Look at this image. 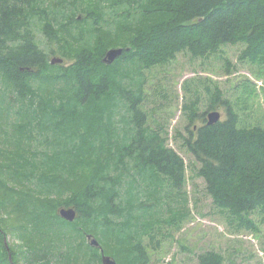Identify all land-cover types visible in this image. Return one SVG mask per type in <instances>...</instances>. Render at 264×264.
<instances>
[{"label": "trees", "instance_id": "16d2710c", "mask_svg": "<svg viewBox=\"0 0 264 264\" xmlns=\"http://www.w3.org/2000/svg\"><path fill=\"white\" fill-rule=\"evenodd\" d=\"M115 3L126 8L136 4L129 6L133 14L129 15L131 10H128L121 17L126 26L144 18L149 19V24L141 23L123 47V55L112 64L103 60L108 51L103 48V42L89 41L72 65L58 74L47 73V83L71 86L60 96L64 99L50 109L45 100L40 99L38 103L31 91L32 81L42 79L47 65L46 53L36 43L31 28L32 17L40 14L38 2L0 0V78L19 95L18 102L22 105V100L30 102L23 106L24 117L15 122L17 153H7L1 167L10 174L9 181L23 190H31L27 195V200H34L31 204L47 199L54 188L53 183L38 175L42 156L55 150L65 156L74 150L86 137L82 128L85 115L100 118L104 112V118L108 110L110 118L113 110L124 102L134 130L125 137L116 132L120 148L107 173L97 172L83 186L81 197L76 194L75 198L65 200L62 206L77 207L78 217L74 222L58 214L54 201H43L37 210L31 209L36 211V220L33 226L28 221L26 249L18 255L7 245V231L0 221V264H19V259L24 264H52L54 252L59 253L63 264H97L99 260L102 264V244L115 242L111 234L114 240H120L116 245H133L134 264H147L148 255L142 243L137 242V229L142 217L149 214V195L162 188L161 175L169 179L172 187L181 189L185 184L186 164L159 131L148 132L147 113L139 93L115 87L113 73L105 72V68L113 69L121 61L134 63L138 67L135 70L151 68L175 58L181 51L204 57L218 53L224 45L240 43L246 45L241 58L264 65V0H111V8ZM49 28L46 26L47 34L52 37ZM118 70L123 72L124 68ZM77 121H81V128L77 125L73 128ZM34 122L40 132H51L52 140L59 147L52 146L50 153L43 149L41 154L33 152L34 145L29 150L28 146L34 143L31 136ZM238 123L237 114L228 108V116L215 124H208L205 118L201 126L191 131L186 143L201 163L199 173L206 180L215 204L227 211L239 227L254 229L256 226L249 215L257 210L264 213V128H240ZM93 133L99 141L105 140L108 134L105 130ZM123 164L131 167L124 175L127 192L120 199L111 166ZM133 166L143 176L141 181L136 182L134 175L129 178ZM143 195L148 198L144 199ZM83 203L91 204L88 210L82 209ZM132 208L137 211L135 220L128 215L118 228L113 227L114 221L109 217L115 215L120 219L124 216L121 209ZM69 228L74 232L68 235ZM125 234L131 239H122ZM88 235L96 238L100 247L93 246ZM77 236L88 239L89 243L80 241L77 247L74 242ZM103 252L106 254L108 250ZM199 261L200 264H224V256L209 250L200 255Z\"/></svg>", "mask_w": 264, "mask_h": 264}, {"label": "rangeland", "instance_id": "374dc122", "mask_svg": "<svg viewBox=\"0 0 264 264\" xmlns=\"http://www.w3.org/2000/svg\"><path fill=\"white\" fill-rule=\"evenodd\" d=\"M37 2L40 14L32 17L31 28L36 43L46 53L47 65L43 69L45 73L42 79L32 81L31 91L38 103L40 99L45 100L50 109L64 99L60 96L71 86L47 83V73L58 74L72 65L89 41L95 44L102 41L105 51L125 47L141 23L149 24V19L144 18L125 25L126 21L123 22L121 17L131 10L129 6H136L134 3L129 4L128 8L115 3V7L111 8V0ZM46 26H50L52 37L47 34ZM245 48L246 45L241 43L227 44L218 53L204 57H194L189 51H181L175 58L151 68L135 70L133 68L138 67L127 61L116 63L113 69L105 68V72L113 73L115 87L122 86L139 93L142 107L147 113L145 127L148 132L159 131L168 146L176 150L186 164L185 184L181 189L172 187L169 179L161 175L162 188L149 195V214L142 217L137 229V242L142 243L148 255L147 264H200V255L209 250L220 252L224 256V264H264V213L257 210L249 215L256 226L254 229L239 227L237 222L232 221L228 212L215 204L206 180L199 173L201 163L186 143L191 131L201 126L208 114L215 110L221 113L224 120L228 116V108H232L238 116L240 128H264V65L241 58ZM56 58H63V62L52 64L51 60ZM118 68H124L123 72ZM2 80L0 78V221L7 231L10 247L19 255L26 249L25 229L27 225L30 228L28 221L33 226L36 220V211L31 209L37 210L41 206L38 204L43 201H54L55 210H58L65 205V200L75 198L76 194L81 197L83 186L94 174L109 170L113 156L120 148L117 135H132L134 130L124 102L113 110L110 118L108 110L104 118V112L100 118L85 115L82 118L84 125L77 121L73 128L75 125L81 128L82 125L86 137L68 155L63 156L57 150L50 153L52 146L59 147L52 140L51 132H40L35 122L31 124L34 143L28 146L29 150L34 145L33 150L36 151L33 152L36 154H41L43 149L50 153L42 156L38 175L54 185L47 199L31 204L34 200H27L31 190H23L9 181L10 174L1 167L8 157L7 153H17L14 148L17 145L15 122L24 117L23 106L30 102L22 99L24 105L18 102L19 95ZM101 130L108 134L105 140L99 141L93 132ZM111 167H114L111 176L116 177L121 199L122 194L127 192L124 175L131 166L123 164ZM130 177L136 182L143 179L134 166L133 171L130 170ZM145 197L148 198L143 195ZM89 206L91 204L86 206L83 203L82 209L88 210ZM121 212L124 216L120 219L115 215L109 217L114 221L115 228L123 223L126 216L137 217V211L133 208L121 209ZM16 228L19 231L15 232ZM67 231L68 235L74 232L73 228ZM110 237L115 242L102 244L103 251L107 249L106 254L118 264H134L136 256L133 245L126 246L122 242L116 245L120 240H114L112 234ZM123 238L131 239L128 234ZM80 241L89 243L88 239L82 240L77 236L74 241L77 247ZM52 259V264H63L59 261L58 252H54ZM18 261L24 264L20 259ZM97 264H101V260Z\"/></svg>", "mask_w": 264, "mask_h": 264}, {"label": "water", "instance_id": "95a60500", "mask_svg": "<svg viewBox=\"0 0 264 264\" xmlns=\"http://www.w3.org/2000/svg\"><path fill=\"white\" fill-rule=\"evenodd\" d=\"M127 50H129V48H127ZM124 51H125V48L123 47L111 48L106 52V56L104 57L103 60L107 64H112L120 56L123 55ZM62 62H63V58H58V59L56 58V59L51 60L52 64L62 63ZM207 119H208V124L210 125L215 124L221 120V113L218 110L212 111L208 114ZM58 214L65 220L74 222L78 217L77 207L75 205L74 206L72 205L69 207L67 206L59 207ZM88 238L93 246L100 247V243L96 238H94L92 235H88ZM7 245H8V242H7ZM101 251L103 253L102 264H118L115 259H113L109 255H106L103 252V249H101Z\"/></svg>", "mask_w": 264, "mask_h": 264}]
</instances>
